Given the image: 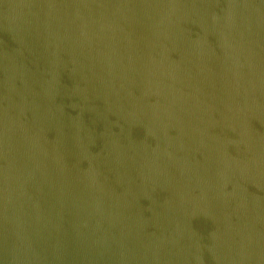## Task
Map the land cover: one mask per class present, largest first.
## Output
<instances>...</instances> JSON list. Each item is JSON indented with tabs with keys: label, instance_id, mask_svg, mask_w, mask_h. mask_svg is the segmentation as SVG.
Here are the masks:
<instances>
[{
	"label": "water",
	"instance_id": "95a60500",
	"mask_svg": "<svg viewBox=\"0 0 264 264\" xmlns=\"http://www.w3.org/2000/svg\"><path fill=\"white\" fill-rule=\"evenodd\" d=\"M0 264H264V0H0Z\"/></svg>",
	"mask_w": 264,
	"mask_h": 264
}]
</instances>
